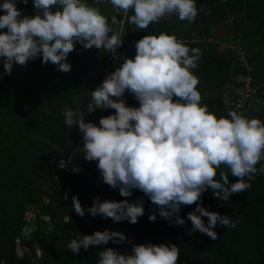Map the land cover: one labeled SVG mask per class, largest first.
Instances as JSON below:
<instances>
[{"label": "trees", "instance_id": "trees-1", "mask_svg": "<svg viewBox=\"0 0 264 264\" xmlns=\"http://www.w3.org/2000/svg\"><path fill=\"white\" fill-rule=\"evenodd\" d=\"M3 2L0 0V5ZM84 2L97 7L113 32L118 31L123 10L117 9L112 15L105 0ZM195 3L198 15L194 21L166 14L143 31L130 24L129 18L134 14L130 9L124 20L127 35L121 36L122 44L114 51L115 55L108 59L111 51L95 47L88 52L85 49L80 55L73 50L67 57L71 70L66 73L58 71L51 62L42 63V58L38 57L29 60L26 66L14 63L11 73L7 74L0 61V264H97L99 252L104 248L131 255L134 245L147 243L177 245L178 264H264V174H258L251 181L245 177L251 186L231 195L227 201L217 198L211 189L202 193L200 202L204 207L228 215L235 223L234 228L217 224V239L213 240L192 230L187 213L195 209V204L182 206L180 216L185 218V223L175 225V218L173 222L162 218L140 190L133 189L130 196L123 197L118 188L105 184L98 162L84 158L83 134L78 125L69 128L64 123L66 109L84 112L85 122L97 125L102 116L114 114L115 110L110 108L89 113L91 92L128 57H135L136 48L128 43V38L161 32L201 39L186 43L190 49L198 48L201 53L197 67L190 69L199 80L197 90L201 93V105H207L217 118L230 119L229 112L234 110L225 104L224 97L228 91L233 97L234 90L228 83L237 85L236 75L244 74L245 69L233 65V54L220 49L221 41L217 35H212V29L230 21L226 27L233 33L234 44L236 37H240L239 44L250 51L253 75L261 90L264 0H195ZM17 7L21 16L36 15L33 0H28L27 4L17 0ZM113 16L116 24H112ZM78 45L79 42L75 46ZM104 67H107L106 72ZM122 99L128 106L139 107V101L127 90ZM259 119L264 122V112L259 113ZM46 146L52 151L45 149ZM262 166L264 159L256 165L258 173ZM220 171L228 169L225 166L217 169V179ZM228 175L230 183L238 179L230 172ZM74 195L86 210L83 217L72 207ZM97 198L100 201L142 200L144 215L135 224L128 220L117 222L100 214L92 216L87 209ZM29 209L33 212L31 221L26 218ZM154 211L157 218L149 221ZM202 219L207 224V217ZM26 226L32 227V231L23 236ZM98 230L120 232L126 239H110L105 245L81 248L78 254L67 249L72 239ZM17 246L23 248L21 254Z\"/></svg>", "mask_w": 264, "mask_h": 264}, {"label": "clouds", "instance_id": "clouds-1", "mask_svg": "<svg viewBox=\"0 0 264 264\" xmlns=\"http://www.w3.org/2000/svg\"><path fill=\"white\" fill-rule=\"evenodd\" d=\"M27 4L28 0H22ZM98 2V0H97ZM111 4L134 14L129 22L138 30L162 17L177 14L180 20L192 22L198 15L195 0H110ZM34 16H21L17 0H4L0 8V61L4 72L10 74L13 64L26 66L38 57L42 63L57 66L60 72L71 70L67 57L79 42L83 48L111 51L122 44L118 32H113L107 18L97 7L84 0H33ZM55 8V10H53ZM112 17V24H116ZM109 33H112L109 35ZM134 58H127L91 92L95 109H114L102 116L99 124L85 122L84 112L66 109L64 123L78 125L83 134V152L87 161H97L102 180L120 195L128 197L133 189L143 192L156 206L159 215L183 225L182 206L193 205L187 213L192 230L217 239V224L235 227L228 215L209 211L202 205V193L211 189L217 198L227 201L233 194L246 191L264 166L256 165L264 159V122L247 118L236 111L229 118L219 117L201 105L199 80L190 69L197 67L200 49L189 48L175 35L161 32L148 34L135 43ZM191 53V54H190ZM2 75V74H0ZM139 101V107L128 106L122 99L125 91ZM225 166L228 171L217 169ZM229 172L238 179L229 181ZM67 199V193H64ZM72 207L83 217L85 208L77 196ZM87 211L114 221L128 220L135 224L144 215L143 201L129 202L94 200ZM202 217H207L205 224ZM156 220V212L149 215ZM123 233L95 231L72 239L67 249L78 254L80 249L105 245ZM97 264H178L177 245L138 244L127 255L113 248L99 252Z\"/></svg>", "mask_w": 264, "mask_h": 264}, {"label": "built area", "instance_id": "built-area-1", "mask_svg": "<svg viewBox=\"0 0 264 264\" xmlns=\"http://www.w3.org/2000/svg\"><path fill=\"white\" fill-rule=\"evenodd\" d=\"M126 13L123 11V16L119 20V29L118 32L120 34V38L122 35H127V29L124 26V20H125ZM178 40L186 43H193L198 42L201 40L198 36L194 37H184V36H176ZM141 38H128V43L135 46V43ZM208 41H211L212 38H208ZM241 38L236 37V43L231 48V53L234 56L233 65H238L239 67L245 69L244 74H237L236 78L239 81V86L236 89L235 95L233 97H230L227 94H225L224 102L228 107H231L234 111H236L238 114L244 115L245 117L251 119V118H258L259 119V113L256 109L251 108L250 101L253 96H255L259 92H263L264 90H260L258 88V85L256 84V79L253 75L254 66L251 63L250 60V51H248L246 48L242 47L239 42ZM115 53L111 52L108 56V59H111ZM104 72L107 71V67L103 68ZM101 82L98 84V87L100 86ZM93 101L89 103L92 104Z\"/></svg>", "mask_w": 264, "mask_h": 264}, {"label": "crops", "instance_id": "crops-1", "mask_svg": "<svg viewBox=\"0 0 264 264\" xmlns=\"http://www.w3.org/2000/svg\"><path fill=\"white\" fill-rule=\"evenodd\" d=\"M108 3H111L110 0H105L106 8L108 9V11H110V9L108 8ZM227 22L230 23V21H225V24H221V25L215 27L216 31H217L215 35H217L218 36L217 38L221 41L220 49H222L226 53H227V51L230 52L231 48L234 46V36H233V33H231L230 28L226 27V30L224 31ZM220 26H222V28L217 30L218 27H220ZM228 54H231V52ZM228 84L230 85L229 86L230 88H233L234 91H233V94H231V95L234 96L236 89L239 86V83L237 82V85L230 84V83H228ZM259 85L262 88L261 90H264V82L260 83ZM250 106H251V108L256 109L258 111V113L264 112V91L259 92L255 96L252 97V99L250 101Z\"/></svg>", "mask_w": 264, "mask_h": 264}, {"label": "rangeland", "instance_id": "rangeland-1", "mask_svg": "<svg viewBox=\"0 0 264 264\" xmlns=\"http://www.w3.org/2000/svg\"><path fill=\"white\" fill-rule=\"evenodd\" d=\"M108 8L110 9V13L112 14V15H114V13L117 11V8H115L111 3H108ZM227 24H229L228 22H227ZM220 28H222V26H220V27H218V29L217 30H219ZM226 30V26H225V29H224V31ZM216 28H213L212 29V35H214V34H216ZM80 44V43H79ZM94 47V46H93ZM92 47V48H93ZM91 48V49H92ZM91 49H86V52H88V51H90ZM83 51H85V48H83V46L80 44V45H78V47H76L75 46V49H74V53L76 54V55H80ZM231 52V51H230ZM230 52H228L227 51V54L228 53H230ZM38 72V70L37 71H35L34 73H37ZM45 149H47V150H51L52 151V148L51 147H44ZM58 166H61L60 164H58ZM32 216H33V212H32V210L31 209H29L28 211H27V213H26V218H27V220H30L31 221V219H32ZM23 251V248L21 247V246H17V252H18V254H21V252ZM37 254H39V251H37Z\"/></svg>", "mask_w": 264, "mask_h": 264}, {"label": "water", "instance_id": "water-1", "mask_svg": "<svg viewBox=\"0 0 264 264\" xmlns=\"http://www.w3.org/2000/svg\"><path fill=\"white\" fill-rule=\"evenodd\" d=\"M31 231H32V227H30V226H26V227H24V229H23V233H22V235L25 236L26 234H28V233L31 232Z\"/></svg>", "mask_w": 264, "mask_h": 264}]
</instances>
